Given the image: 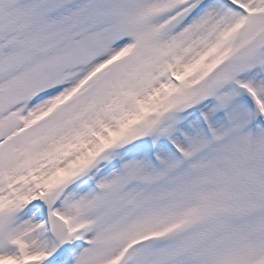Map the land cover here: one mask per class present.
I'll use <instances>...</instances> for the list:
<instances>
[{"label":"snow or ice","instance_id":"obj_1","mask_svg":"<svg viewBox=\"0 0 264 264\" xmlns=\"http://www.w3.org/2000/svg\"><path fill=\"white\" fill-rule=\"evenodd\" d=\"M0 264H264V0H0Z\"/></svg>","mask_w":264,"mask_h":264}]
</instances>
